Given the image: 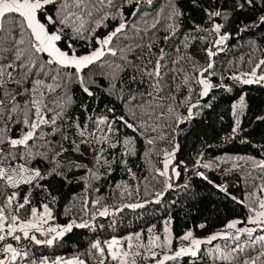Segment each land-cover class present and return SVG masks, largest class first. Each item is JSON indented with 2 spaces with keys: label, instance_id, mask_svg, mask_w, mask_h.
Masks as SVG:
<instances>
[{
  "label": "trees",
  "instance_id": "trees-1",
  "mask_svg": "<svg viewBox=\"0 0 264 264\" xmlns=\"http://www.w3.org/2000/svg\"><path fill=\"white\" fill-rule=\"evenodd\" d=\"M61 3L62 0H58L55 5L47 6L41 19L44 20L47 15L56 18L60 14L57 8ZM173 7L181 13L174 20L168 19ZM95 9L91 17L84 16L85 28L95 29L94 33L84 31L83 35L88 39L69 41L67 36H72L73 31L66 27V37L59 42L63 49L67 50V44L71 43L78 55H85L98 47L96 38L103 39L121 22L127 24L113 40L112 47L118 50L117 56H105L103 60L107 64L103 68L90 66L92 71L89 74L96 81L90 90L95 95L87 96L74 79L67 87L62 85L55 92L45 91V102L54 110L47 113L49 117L61 112L57 102L62 103L66 94L72 99V103L63 109L62 116L57 118L56 125L41 126L27 146L11 148L7 143L0 144L7 157L0 160V166L18 169L23 164L30 173L38 170L47 177L36 179L31 184L21 183L16 188H3L0 204L8 195L18 193V199L13 203V214H16V204L22 203L25 196L31 193V203L18 213L22 221L31 218L32 207L42 211V205L48 204L53 217L48 223L52 227L65 226L73 221L87 226L81 228L74 225L63 236L56 237L51 245L36 244L23 237L19 242L7 241L6 244H12L21 253L15 263L40 264L47 258L51 264L58 257L64 260L78 257L84 264H99L100 256L91 248L92 243L100 241L103 246L113 237L141 233L143 242L147 244L148 229L153 226L155 235H159L163 243L165 222L170 220L171 249H155L159 253L156 259L136 257L137 264H156V260L163 255H172L181 246L189 245L188 241L180 239L188 231L193 233L194 238L204 240L224 231L233 220L244 222L239 227H253L247 224L250 213L245 204L251 203L252 193L264 197V193L260 192L261 186H264V169L256 166L264 162V84H243L232 77L250 73L264 60V20L261 19L264 17V0H253L252 4L247 0H153L152 4L146 0H141L139 4L136 0L131 3L128 0H113L112 6L96 4ZM210 12H219L220 15L210 16ZM105 14L109 18L97 28L96 21ZM156 20L159 23L153 28ZM168 24L178 25L175 35L166 30ZM216 24L222 25L220 35L229 36L219 46L214 44L219 37L212 31ZM11 27V21L5 24L6 29ZM148 44L152 45L151 52ZM209 48L216 55L209 57ZM161 49L165 55L162 63L167 66L162 70L166 73V87L159 94L153 92V97H159L154 100L146 95L151 91L147 83L129 82V77L135 73L128 66V61L143 66L147 59L155 61ZM4 56L6 58L0 59V64L6 65L13 59L11 53ZM209 63L213 65L211 68H208ZM117 64L124 68L116 81L117 89L122 86L120 81L124 82L123 98H118L115 92L108 94L111 82L108 74ZM8 71L13 72V78H5L0 96L7 91L15 96V101L10 98L4 100L5 111L0 115V128L7 127L9 131L0 135L6 134L15 139L28 130L22 120L30 96L22 93L25 88L32 87V81L37 77L29 76L20 85L17 81L23 80L24 70L17 67L15 71ZM64 71L74 72V69ZM84 71L89 72L88 69ZM256 71L257 75L264 74V66L256 68ZM39 78L45 83H53L43 75ZM199 79H208L213 85L207 96L200 95L202 85L198 83ZM129 91L136 95V100L128 99ZM140 93L145 95L140 96ZM241 96L246 107L242 111L237 110L234 116L233 105ZM141 103L145 107L152 105L148 108L149 114L140 110ZM14 104L17 111L11 113L9 110ZM85 104L87 112L82 107ZM157 104L162 107H155ZM192 105L196 107L192 108L189 117L188 109ZM110 108L114 111L109 112ZM131 110L136 111L135 124H145L137 132L125 127L119 120L120 116H124L132 123ZM161 113L162 118L157 119ZM88 115L93 118L107 115L110 121H114L113 128L117 132L108 134L107 140L98 141L97 137L107 133V126H101L103 132L96 131L95 136L86 137L88 143H80L82 138L73 122L79 117L83 126ZM237 119L240 121L239 128L233 132ZM94 127L89 121L88 131L92 132ZM54 128L57 129L55 134ZM65 135L67 140L63 139ZM126 138L133 141L127 147L124 144ZM148 139H153L155 143L148 145ZM72 141L79 144L78 151ZM174 150L167 177L160 176L158 170H163L164 152ZM59 152L62 154L57 155ZM206 164L210 167H204ZM54 168L56 172L48 175ZM136 204L143 207L126 206ZM104 208L108 209V215H99ZM48 223L43 225L45 232ZM30 234L41 241L51 236L35 231ZM261 235L264 232L258 231L252 238L241 235L239 241L218 238L210 244H201L194 257L184 255L165 264H242L243 259L254 257L261 250V244L255 241ZM238 246L245 251H233ZM218 250L235 259H220ZM3 255L0 252V256ZM106 264L116 262L107 260Z\"/></svg>",
  "mask_w": 264,
  "mask_h": 264
},
{
  "label": "snow or ice",
  "instance_id": "snow-or-ice-1",
  "mask_svg": "<svg viewBox=\"0 0 264 264\" xmlns=\"http://www.w3.org/2000/svg\"><path fill=\"white\" fill-rule=\"evenodd\" d=\"M129 3L132 0H128ZM141 0H136V3L139 4ZM148 4H152L153 0H146ZM249 4H252L253 0H247ZM56 0H0V33H7L6 35H0V59L6 58L5 53H11L13 59L8 64H0V88L5 86L7 77L9 80L13 78V72L8 71V69H15L17 67L24 70V78L22 81H17L18 84L22 85L24 81L28 79L29 76H36L37 78L32 81V87L30 89L25 88L22 95L30 96V100L25 104V110L23 112V125L28 129L23 133L19 138H11L9 136L0 135V144H9L11 148H16L18 146H27L30 140L36 136L37 131L41 129V126L44 125H56L57 118L62 116L63 109L66 105L72 103V99L67 94L63 98V102H57V107L61 108V112H56L55 115L49 117L48 112L54 111L52 108H49L48 103L45 102V91L48 93L55 92L57 88L67 87L69 83L73 82V79L80 84V87L84 93L89 97H93L95 93L90 90V86L96 81L92 78L91 73L92 69L90 66L98 65L103 68L107 61H104L103 58L107 55L113 57L117 56V49L112 47L113 40L120 33H122L127 24L121 22L114 31L110 32L103 39L96 38V47L90 53L85 55H78L73 48L71 43L67 44V50L59 46V42L66 37L64 29L71 28L73 31L72 36H67V39L70 41L72 39H88L83 35L84 31H89L94 33L95 29H86L84 16H92V13L95 9V5H108L112 6L113 0H62V3L58 6L57 12L59 15L54 18L52 15L45 16L44 20L41 19L44 15L47 6L55 5ZM91 5V7H90ZM135 15V12L133 13ZM181 13L178 9L172 8L169 13L168 19L174 20L176 17L180 16ZM210 16H218L219 12H210ZM120 16L123 17V12L120 11ZM109 17L105 14L101 20L96 21V27H100L104 20H107ZM115 18V17H113ZM264 20V17L261 18ZM11 21L12 27L5 28V24ZM77 22H79L77 24ZM159 23V20H156L152 24V27L155 28L156 24ZM222 25H214L212 31L218 35V39L214 41L216 46L224 44L225 41L229 39L227 34L220 35ZM55 30H52V29ZM178 28L176 24H168L166 30L171 31L172 35H175V30ZM165 39H170V37H165ZM149 52H151L152 45H147ZM123 51V50H120ZM179 51V49H177ZM207 55L212 57L216 55L215 52L209 48L207 50ZM46 57V59L44 58ZM126 59V57H122ZM165 55L164 50H160V54L155 61L152 59H147L146 62L141 65L133 64L131 61H128V66L133 69L135 74L129 77L130 83H147V86L151 91L147 92L146 95L153 97V92L159 94L164 91L166 83H164V77L166 75L163 72V69H166V64H163ZM19 62V64H17ZM98 62H101L98 64ZM175 62V61H174ZM151 65L149 68L148 66ZM112 67V65H108ZM213 65L209 63L208 68H211ZM264 66V60H261L259 64L250 73L243 74V76L248 78H243L242 76H233L232 79L238 80L243 84H253V83H262L264 82V74L257 75L256 68ZM65 69L72 71H64ZM85 69H88L89 72L85 73ZM124 68L117 64L113 68V71L108 74L110 79L109 85V95H112L115 92L118 98H123L124 88L123 81H120L121 87L117 89L116 81L119 80V73L123 72ZM203 71H207L204 69ZM41 75L48 77L53 81V83H45V80L39 78ZM198 83L202 85V91L200 95L207 96L209 90L213 85L209 82L208 79H199ZM140 96H144L145 93H140ZM10 98L15 101V96H12L10 93L5 91L3 96H0V115H3L5 111L4 100ZM159 97H153V99H158ZM129 100H136V95L131 94L129 91L128 95ZM84 111H88L87 104L82 106ZM140 110L145 114H149L148 108H151L152 105L149 104L147 107L143 103L139 105ZM155 107H162L161 104L155 105ZM196 105L189 107V117L192 115V108ZM246 107L244 97L241 96L238 103L233 105V115H236L237 110L242 111ZM11 113L17 111V106L14 104L9 110ZM109 112L114 111L113 109H108ZM169 111H172L169 108ZM163 113L160 117L162 118ZM8 119L11 120V115L8 116ZM133 120L130 123L120 116L119 120L125 125V127L132 129L133 132H137L139 129L144 128L145 124L136 125V111L131 110V117ZM179 119V118H178ZM91 122L95 127L92 132L88 131V122ZM180 122H183L182 120ZM114 121H110L107 115L93 116L88 115L86 117V122L81 126L79 122V117L73 122L74 127L78 131V135L82 138L80 143H88L86 137H91L96 135V131L103 132L104 129L101 126H107V133L103 136L97 137V140H107L108 134H115L117 129L113 128ZM240 121L236 120V127L233 129V132H236L239 128ZM57 129L54 128L53 134ZM155 130V129H153ZM9 131L7 127L0 128V133H6ZM142 134V133H141ZM44 135V133H41ZM63 139L67 140L68 137L65 135ZM75 145V150H79V144H76L75 141H72ZM133 143L132 139L126 138L124 144L127 147ZM148 145L155 143L153 139H148L146 141ZM178 148V145H177ZM62 151L66 149L62 148ZM5 150L0 148V160H6L7 157L4 155ZM62 154V152L57 153V155ZM175 155V150L172 152H164V161H163V170L159 171L160 176L167 177L168 168L172 162V159ZM99 160V157H97ZM259 168L264 169V162H261L256 165ZM204 167H210V165H204ZM130 171V170H129ZM53 172H56L54 168L52 172H49L48 175H51ZM26 168L23 164L17 168H8L0 166V181H3V184H0V195L3 194V188L11 186L16 188L21 183L31 184L36 179H45L47 177L42 176L38 170L31 171ZM59 174V173H57ZM178 176L179 173L177 172ZM171 185H168L170 187ZM260 192L264 193V186H261ZM31 193H29L23 199L22 203H18L15 206L13 214V203L18 199V193L13 192L11 195L6 197V200L0 204V241L5 240L8 237L19 242L21 240V235H16L19 231L22 233L23 238L31 239L36 244L46 243L51 245L53 240L56 237H61L64 233L70 231L73 226L76 227H86V224L76 225L75 221L69 223L63 228L49 227L46 232L42 225L48 223L52 217V211L49 208L48 204L42 205V211H39L36 207L30 209L31 218L22 221L18 215L21 209H24L26 205L31 203L29 199ZM251 203L245 204V207L249 210V215L247 217V224L253 225V227H238L241 223H244L241 220L230 221L226 226V230L223 232H218L216 234L208 237L206 241L194 238L191 231L186 232L180 239L188 241L189 245L181 246L174 254L168 255L165 254L161 259L156 260V264H165L166 261L176 260L178 257L190 254L191 256H196L198 250L200 249L201 244L211 243L214 240L224 239V240H236L239 241L241 235H247L249 238L253 237L254 233L258 231L264 232V197L257 196L255 193L251 194ZM158 202V201H157ZM98 204L99 201H96ZM127 207H143V205H126ZM99 215L106 216L108 215V209L104 208L100 211ZM171 221L165 222L164 227V240L161 243V237L155 235L154 226L148 229L149 238L147 244L143 242L142 234L135 233L128 235L123 238L113 237L108 241H105L103 246L100 241L92 243L91 248L99 253L100 260L99 264H106L107 260L116 262V264H137L136 257L140 256L143 259H156L159 255L155 251L157 248H168L171 249L172 245V233L170 228ZM203 227V225H201ZM35 230V232L40 233L41 235H46L48 233H55V236L47 239L46 241H41L36 238L35 235L30 236V231ZM255 241H258L261 244V250L258 251V254L254 257L249 256L248 258L243 259L242 264H264V235L258 236L255 238ZM255 241L253 243H255ZM143 249L144 251H141ZM220 251V250H218ZM233 251H238L243 253L245 249L243 247L234 248ZM0 252L4 254L3 258H0V264H15V261L18 256L21 255L20 251L13 247L12 244H6L3 249H0ZM145 252L147 255H145ZM26 256L27 253H24ZM219 258L225 261H231L235 259L229 254H225L223 251H220ZM35 264V262H33ZM40 264H49L47 258H44L40 261ZM51 264H84V261L78 257H73L71 259L64 260L62 258H56Z\"/></svg>",
  "mask_w": 264,
  "mask_h": 264
},
{
  "label": "rangeland",
  "instance_id": "rangeland-1",
  "mask_svg": "<svg viewBox=\"0 0 264 264\" xmlns=\"http://www.w3.org/2000/svg\"><path fill=\"white\" fill-rule=\"evenodd\" d=\"M56 1H58V0H56ZM243 77V76H242ZM243 78H246V77H243ZM248 78V77H247ZM263 84H264V82H262ZM201 91H202V86H201ZM170 166V165H169ZM169 169V168H168ZM48 222H50V220L48 221ZM70 223H72V222H70ZM68 225V224H67ZM67 225H65V226H67ZM77 225V224H76ZM65 226H59V227H57V228H63V227H65ZM49 227H52V224H50V223H48L47 224V226H46V230H47V228H49ZM74 227V226H73ZM239 227V226H238ZM44 228V227H43ZM45 229V228H44ZM226 230V229H225ZM224 230V231H225ZM31 231H35V230H31ZM30 231V232H31ZM221 232H223V231H221ZM65 234V233H64ZM51 235V236H50ZM30 236H31V234H30ZM49 236H50V238H52V237H54L55 236V233H49ZM21 237H23L22 235H21ZM207 239H204V240H202V241H206ZM10 241H12V240H10ZM6 244V243H5ZM14 247V246H13ZM2 248V247H1ZM0 248V249H1ZM186 255H190V254H186ZM4 256V255H3ZM3 256H0V258H3ZM16 264V263H15Z\"/></svg>",
  "mask_w": 264,
  "mask_h": 264
},
{
  "label": "built area",
  "instance_id": "built-area-1",
  "mask_svg": "<svg viewBox=\"0 0 264 264\" xmlns=\"http://www.w3.org/2000/svg\"><path fill=\"white\" fill-rule=\"evenodd\" d=\"M16 235H22V233H20L19 231L16 233ZM10 240H14L12 239L11 237H8L6 238L5 240L3 241H0V248L7 242V241H10Z\"/></svg>",
  "mask_w": 264,
  "mask_h": 264
},
{
  "label": "crops",
  "instance_id": "crops-1",
  "mask_svg": "<svg viewBox=\"0 0 264 264\" xmlns=\"http://www.w3.org/2000/svg\"><path fill=\"white\" fill-rule=\"evenodd\" d=\"M42 227H43V225H42Z\"/></svg>",
  "mask_w": 264,
  "mask_h": 264
}]
</instances>
